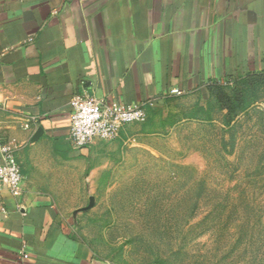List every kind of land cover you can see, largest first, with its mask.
I'll list each match as a JSON object with an SVG mask.
<instances>
[{
	"label": "crops",
	"instance_id": "crops-1",
	"mask_svg": "<svg viewBox=\"0 0 264 264\" xmlns=\"http://www.w3.org/2000/svg\"><path fill=\"white\" fill-rule=\"evenodd\" d=\"M79 93L145 119L76 147ZM263 94L264 0H0V138L23 172L20 195L0 189V264H125L113 200L131 152Z\"/></svg>",
	"mask_w": 264,
	"mask_h": 264
},
{
	"label": "rangeland",
	"instance_id": "rangeland-1",
	"mask_svg": "<svg viewBox=\"0 0 264 264\" xmlns=\"http://www.w3.org/2000/svg\"><path fill=\"white\" fill-rule=\"evenodd\" d=\"M242 107L131 152L113 200L125 264H264V101Z\"/></svg>",
	"mask_w": 264,
	"mask_h": 264
},
{
	"label": "built area",
	"instance_id": "built-area-1",
	"mask_svg": "<svg viewBox=\"0 0 264 264\" xmlns=\"http://www.w3.org/2000/svg\"><path fill=\"white\" fill-rule=\"evenodd\" d=\"M170 93L181 94L182 91L173 88ZM70 103L69 139L76 147H83L95 139L113 140L124 125L145 119L144 109L137 103L123 105L116 99L88 93L73 95ZM22 180L23 172L12 148L0 138V189L20 195Z\"/></svg>",
	"mask_w": 264,
	"mask_h": 264
}]
</instances>
